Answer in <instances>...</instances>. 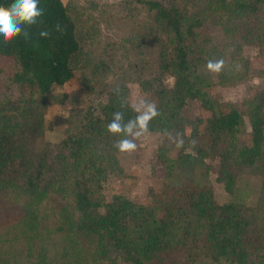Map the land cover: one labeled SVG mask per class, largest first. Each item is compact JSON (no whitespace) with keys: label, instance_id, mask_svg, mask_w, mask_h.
<instances>
[{"label":"trees","instance_id":"16d2710c","mask_svg":"<svg viewBox=\"0 0 264 264\" xmlns=\"http://www.w3.org/2000/svg\"><path fill=\"white\" fill-rule=\"evenodd\" d=\"M133 1L151 16L152 26L162 35L158 75L139 85L160 113L147 131L164 138V146L156 150V162L177 172L180 184L177 189L163 190L151 204L136 203L121 194H113L107 202L93 196L92 185L113 169L120 153L114 145L123 137L107 131L111 114L123 111L125 121L136 116L126 99L127 88L112 87L105 100L97 102L99 112L82 114L76 131L65 135L54 156L57 188L66 192L72 206L61 236L85 242L72 253V262L62 259L56 264H80L85 259H105L108 264H255L256 258L251 257L261 255L264 230L249 229L238 202L216 203L210 189L195 185L191 175L205 160L215 162L217 179L232 194L237 174L264 158V89L247 102L248 145L239 141L242 114L201 90L206 86L202 69L208 60L225 61L218 74L220 83L241 78L240 69H246V64L240 46L231 41L264 43V19L259 20L264 0ZM10 3L0 0L2 6ZM38 6L43 15L28 28L30 39L18 36L10 43L0 39V60L12 67L0 100L7 110L23 113L40 105L51 88L62 87L73 77L77 66L79 40L66 6L61 0H39ZM210 28L220 30L224 39L203 45L201 38ZM45 29L50 33L47 38L39 35ZM161 75L172 78L169 89L161 86ZM117 88L119 95L114 91ZM191 101L209 113L204 120L189 118L184 106ZM121 102L125 107L121 108ZM41 113L38 110L36 115L41 118ZM15 125L11 117L0 118V264H17L10 247L19 238H26V257L31 256L29 243L39 225L31 200L45 194L31 176L20 185L4 169ZM178 133L184 140L179 149L175 146ZM171 151L174 157L169 156ZM23 195L28 199L20 203ZM69 253L61 251L58 259ZM53 260L41 247L25 264Z\"/></svg>","mask_w":264,"mask_h":264},{"label":"rangeland","instance_id":"374dc122","mask_svg":"<svg viewBox=\"0 0 264 264\" xmlns=\"http://www.w3.org/2000/svg\"><path fill=\"white\" fill-rule=\"evenodd\" d=\"M61 1L75 22L80 46L73 77L62 87L51 88L41 104L29 107V111L20 113L22 110H7L6 106L0 105V118L11 117L16 121L11 145L7 147L10 156L4 169L20 185L26 176H31L39 189H45L44 195L31 200L38 211L39 225L37 235L29 243V258L32 259L44 247L47 254L55 258L49 264L62 259L72 262V256L85 243L71 237L63 239L60 233L65 228L66 217L72 213L68 195L57 188L58 167L54 156L59 151L60 141L76 131L78 120L87 110L95 114L99 112L97 102L105 100L112 87L125 86L130 105L140 98L153 102L141 90L139 82L158 75L162 44V35L152 26L151 16L133 0ZM261 18L264 19V14L259 20ZM223 39L220 30L210 28L201 43L210 45ZM231 42L240 46L246 64V69H240L241 78L220 83L218 74L210 73L205 64L202 71L206 86L201 90L242 114L239 141L248 145L247 102L257 91L264 89V43L256 44L252 40ZM11 70L9 62L0 60V100L7 73ZM159 79L165 89L172 85L173 80L168 75H161ZM38 110L42 111L41 118L36 115ZM184 110L192 120H204L209 115L196 101L187 102ZM136 143V151L116 154L113 169L92 185L93 196L107 202L113 194H121L136 203L151 204L163 190L179 187L178 173L167 171L156 162V150L164 146L163 135L146 132ZM169 156L174 157L175 152L171 151ZM261 162L237 174L232 194H228L217 179L215 162L205 160L194 168L191 176L195 185L210 189L216 203L238 202L249 229L264 230V164ZM26 199L28 196H20V203ZM26 242V238H19L11 244L10 251L17 264L29 260ZM63 250L70 253L58 259L57 255ZM251 258H256L255 264H264V245L261 255ZM119 262L117 259L116 263ZM80 264H108V261L85 259Z\"/></svg>","mask_w":264,"mask_h":264},{"label":"clouds","instance_id":"9594fccd","mask_svg":"<svg viewBox=\"0 0 264 264\" xmlns=\"http://www.w3.org/2000/svg\"><path fill=\"white\" fill-rule=\"evenodd\" d=\"M39 0H11L7 6L0 5V39L5 43H10L16 37L25 40L30 39L28 28L37 24V18L43 15V10L38 6ZM60 29V25H56ZM41 37L47 38L50 33L47 29L39 32ZM225 61L223 59L208 60L206 69L210 73L219 74L224 70ZM119 95V89H115ZM121 108L125 107L121 102ZM132 110L137 113L134 118L125 121L123 111H114L111 121L107 124V131L114 136H122L114 147L121 153H132L137 149L136 140L141 138L147 131L149 123L160 115L155 103L140 98L131 105ZM184 145L183 138L177 134L175 139L176 148ZM195 146V142H192Z\"/></svg>","mask_w":264,"mask_h":264}]
</instances>
